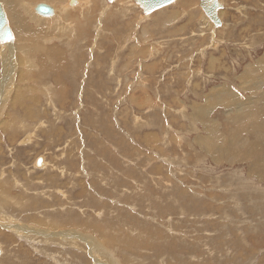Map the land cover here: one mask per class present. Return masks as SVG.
I'll use <instances>...</instances> for the list:
<instances>
[{
	"label": "rangeland",
	"instance_id": "obj_1",
	"mask_svg": "<svg viewBox=\"0 0 264 264\" xmlns=\"http://www.w3.org/2000/svg\"><path fill=\"white\" fill-rule=\"evenodd\" d=\"M219 2L218 28L200 0H38L29 33L7 14L0 264H264V181L235 153L264 96L245 76L264 61V0ZM221 89L245 107L205 108Z\"/></svg>",
	"mask_w": 264,
	"mask_h": 264
},
{
	"label": "bare ground",
	"instance_id": "obj_2",
	"mask_svg": "<svg viewBox=\"0 0 264 264\" xmlns=\"http://www.w3.org/2000/svg\"><path fill=\"white\" fill-rule=\"evenodd\" d=\"M0 1L3 2V5L5 6L6 11L8 12L6 14H8L9 18H11V20L13 21V25H16L17 29L20 32H22V33H29L30 32V30L27 27H25V25H24V23H25L24 17L26 15L31 20H33L35 22H40L36 18L32 19V17L29 16L27 7L24 5L27 3L25 0H0ZM23 2H25V3H23ZM33 2L36 3V2H38V0H28L27 5L29 4L31 6V4ZM41 3L47 4L44 2H41ZM41 3H38V4H41ZM38 4H36L33 8V11L35 13H36V6ZM47 5L53 7L54 11L56 12V8L53 5H50V4H47ZM55 12H54V14H55ZM144 13H146V12H144ZM39 15L45 16L43 14H39ZM48 16L51 17V15H48ZM11 20H10V24H11ZM259 63L261 65L253 66V67L249 66V68L247 69V71L245 73V76L249 79L257 78V83H258V80H261L262 84H264V74H262V73H264V61H259ZM261 78H263V79H261ZM253 81H254V79H253ZM255 89L257 90L258 87H255L253 90L256 93ZM208 95H209V97L206 99L207 104L205 102V104H206L205 108L208 107L209 105H211L212 103H214L215 101L219 100V99L222 100L223 102L225 101V103H226L225 107H227V108H235V107L243 108V107H245V105L243 104V102L241 100L235 98L236 94L233 93V91H231L230 89H221L219 91L213 92L211 95L210 94H208ZM224 99H226V100H224ZM249 104H250V108H247L242 112L244 120L241 121L240 125H242L243 127L245 126L246 131H248L249 133L252 132L254 140L251 141L249 139L247 142V138L243 139V135H241V141L240 142H242L243 147L240 143V150L237 148V151H235V153L239 156L238 157L239 160H242L244 162H248L250 172H256L257 175L259 176V178L262 179V181H264V96L259 95V97L257 99H253V100L249 101ZM213 123H215V122H213ZM208 130L210 131L211 135H212V133L213 134L216 133V131H214L213 128H212V130H210L208 128ZM249 133H247V134H249ZM244 137H248V135H244ZM200 139L205 144L206 140H203L201 137H200ZM25 140H28V138L24 139V141ZM226 143H227V141H226ZM208 144H210V143H208ZM250 144H254V145H250ZM75 242L78 243V245H79V242H77V241H75ZM68 243H69V240H68ZM67 245H73L71 243V239H70V244H67ZM77 249H79V248H77ZM79 250L81 251V249H79Z\"/></svg>",
	"mask_w": 264,
	"mask_h": 264
},
{
	"label": "water",
	"instance_id": "obj_3",
	"mask_svg": "<svg viewBox=\"0 0 264 264\" xmlns=\"http://www.w3.org/2000/svg\"><path fill=\"white\" fill-rule=\"evenodd\" d=\"M109 3L114 2V0H107ZM177 0H134L140 7L144 9V12L150 13L168 6ZM78 0H70V5H75ZM200 7L204 11L208 19L213 23L214 28H218L222 25V20L219 16V11L222 9V4L219 0H200ZM36 12L43 15L54 14V8L47 4H38L36 6ZM15 34L10 28L9 20L5 12L3 4L0 2V43L5 45L15 42ZM7 46V45H5ZM41 160H39V164Z\"/></svg>",
	"mask_w": 264,
	"mask_h": 264
}]
</instances>
